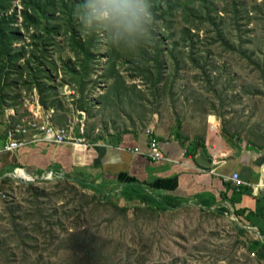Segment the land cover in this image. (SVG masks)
Listing matches in <instances>:
<instances>
[{
    "label": "rangeland",
    "instance_id": "374dc122",
    "mask_svg": "<svg viewBox=\"0 0 264 264\" xmlns=\"http://www.w3.org/2000/svg\"><path fill=\"white\" fill-rule=\"evenodd\" d=\"M178 1L151 0L153 44L131 52L82 35L81 0H0V138L35 91L83 134L180 125L188 141L217 119L226 137L264 150V0H213L216 24L195 22L189 8L203 0ZM13 167L0 176V264H263L222 207L162 211L120 185L69 174L19 182Z\"/></svg>",
    "mask_w": 264,
    "mask_h": 264
},
{
    "label": "crops",
    "instance_id": "0c3cea01",
    "mask_svg": "<svg viewBox=\"0 0 264 264\" xmlns=\"http://www.w3.org/2000/svg\"><path fill=\"white\" fill-rule=\"evenodd\" d=\"M32 96V102L24 105V112L37 110L56 128L68 131L73 141L85 138L87 147L35 140L15 151L4 152L6 132L5 138H0V176L7 174L12 166H23L28 173L19 170L18 174L23 179L25 175L42 179L48 172L54 176L69 174L82 181L95 179L120 185L124 191L159 197L170 207H227L232 211L230 214L235 215L232 202H223L222 195L230 193L227 184L237 189L230 178L239 173L244 183L237 189L240 194L236 195V207L245 209V215L251 216L250 221L244 222L251 243H258L251 253L264 264V150L226 137L216 119L210 120L211 128L204 134V139L186 141L175 136V129L166 131L158 128L155 135L164 159L152 161L143 154L148 150L151 139L148 129L139 127L101 137L86 129L83 134L74 120L70 122L71 126H64L62 113L51 114L39 103L35 91ZM136 148L142 153L133 152Z\"/></svg>",
    "mask_w": 264,
    "mask_h": 264
},
{
    "label": "clouds",
    "instance_id": "9594fccd",
    "mask_svg": "<svg viewBox=\"0 0 264 264\" xmlns=\"http://www.w3.org/2000/svg\"><path fill=\"white\" fill-rule=\"evenodd\" d=\"M74 16L82 35L99 36L115 48L137 52L153 44L151 0H81Z\"/></svg>",
    "mask_w": 264,
    "mask_h": 264
},
{
    "label": "built area",
    "instance_id": "2783aa9c",
    "mask_svg": "<svg viewBox=\"0 0 264 264\" xmlns=\"http://www.w3.org/2000/svg\"><path fill=\"white\" fill-rule=\"evenodd\" d=\"M28 99H24V104L27 105ZM15 113L14 108L11 109V115ZM12 123L7 130L5 144L2 147V151H15L21 146L26 145L29 141L45 140L50 144L62 145L71 144L87 147V142L85 138H76L74 141L71 139L68 131L56 128L55 125L41 116V114L35 109H29L24 115L15 118H11ZM147 134L151 135L149 141L148 150L143 153L146 157L152 161H160L164 159L163 153L161 151L160 143L158 137L151 130H147ZM135 153H142L139 149H134ZM22 169L25 174H28L23 166H17L14 168V174L23 179L19 174L18 170ZM31 177V175H30ZM54 177L52 172L46 173L44 179H52ZM32 178V177H31ZM231 181L235 183V187L238 189L243 186V180L239 173H234L230 178ZM254 256V253L252 254Z\"/></svg>",
    "mask_w": 264,
    "mask_h": 264
},
{
    "label": "trees",
    "instance_id": "16d2710c",
    "mask_svg": "<svg viewBox=\"0 0 264 264\" xmlns=\"http://www.w3.org/2000/svg\"><path fill=\"white\" fill-rule=\"evenodd\" d=\"M182 0H179L178 3H181ZM204 1V5L203 7L202 6H199L198 8L197 7H192V8H189V10L191 11L192 15H194L195 19V22H197L199 19H201L202 21H207V22H210V23H213V24H216L217 23V18L219 17V13H217L218 11V4H217V1H213V0H203ZM175 9V7H171L169 8L168 11H165L162 15L161 18H166V17H169L170 16V13ZM162 9L160 8V10L156 11L155 13L158 14L159 11H161ZM26 14V19H29L30 18V14L28 13H25ZM192 24H193V21H192ZM1 32L3 33V30H1ZM3 37V38H2ZM224 37L223 34H221V38ZM1 38V44L3 43L4 41V36H0ZM224 39V38H223ZM2 74L3 72L0 70V80L2 79ZM180 125H177V128H175L174 130V133H175V136H177L178 138H181V134H180ZM65 176L68 177V174H65ZM25 179L26 180H30L31 177L30 175H25ZM84 182V181H83ZM88 181H85L84 183L87 184ZM227 189L228 191H230V193H224L222 195V199H223V202H225L226 200H230L234 206V214L240 219V221L242 223H246V221H250L251 220V216L248 215L246 216V210L245 209H238L236 207L237 203H238V200L236 198V195L237 194H240V192H238L237 189L233 188V186L231 184H227ZM125 194L129 195V199L128 200H137L139 202H141L142 204H145L147 206H151L155 209H158V210H162V211H169V210H172V209H175V208H178V207H170L169 204L165 203V201H163V199L159 198V197H155V196H152V195H147L145 193H142V192H129V191H126ZM127 204H129L130 202L126 201ZM223 211H226L228 212L229 214L232 213V211L227 208V207H224ZM258 245V243H250L249 244V250L250 251H254L256 248V246Z\"/></svg>",
    "mask_w": 264,
    "mask_h": 264
},
{
    "label": "water",
    "instance_id": "95a60500",
    "mask_svg": "<svg viewBox=\"0 0 264 264\" xmlns=\"http://www.w3.org/2000/svg\"><path fill=\"white\" fill-rule=\"evenodd\" d=\"M11 175L14 177V179L16 180V181H19V182H21V179L20 178H18L14 173H11ZM46 175V174H45ZM45 175H44V177H45ZM63 177H66L65 176V174L64 175H62ZM41 179V178H40Z\"/></svg>",
    "mask_w": 264,
    "mask_h": 264
},
{
    "label": "bare ground",
    "instance_id": "6f19581e",
    "mask_svg": "<svg viewBox=\"0 0 264 264\" xmlns=\"http://www.w3.org/2000/svg\"><path fill=\"white\" fill-rule=\"evenodd\" d=\"M20 170V169H19ZM19 170H18V172H19ZM22 178H23V176H21Z\"/></svg>",
    "mask_w": 264,
    "mask_h": 264
}]
</instances>
